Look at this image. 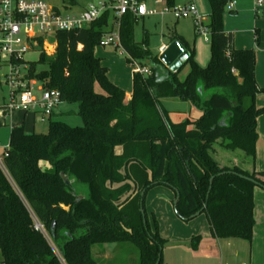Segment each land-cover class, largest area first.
<instances>
[{
	"label": "trees",
	"instance_id": "1",
	"mask_svg": "<svg viewBox=\"0 0 264 264\" xmlns=\"http://www.w3.org/2000/svg\"><path fill=\"white\" fill-rule=\"evenodd\" d=\"M225 4L211 0L207 67L195 62L194 49L182 37L173 38L190 53L186 64L191 69L184 80L179 74L186 64L170 72L150 53L147 41H135L137 20L124 17L121 40L126 54L138 63L152 62L150 75L133 74L129 102L96 55L110 15L84 29L57 32L52 57L39 40L37 63L45 69L38 72L37 63H29L28 77L46 90L59 91L61 102L77 103L84 124L71 127L51 120L46 134H27L23 126L11 130L5 171L0 166L4 264H98L93 249L106 244L134 246L139 264H157L159 256V264H165L166 241L146 209L147 193L157 186L179 192L180 219L191 221L206 206L202 214L213 237L252 242L255 192L264 186V172L222 167L213 157L217 145L255 160L258 119L264 115V107L257 106L264 89L255 78V51L233 47V35L223 23ZM96 84L101 93L95 91ZM169 98L190 103L202 116L172 123L161 103ZM200 239L193 237L194 249Z\"/></svg>",
	"mask_w": 264,
	"mask_h": 264
},
{
	"label": "built area",
	"instance_id": "2",
	"mask_svg": "<svg viewBox=\"0 0 264 264\" xmlns=\"http://www.w3.org/2000/svg\"><path fill=\"white\" fill-rule=\"evenodd\" d=\"M51 1L0 0V63L8 69L4 81L11 95L7 107L10 111L37 112L41 123L53 120L55 110L62 102L57 90L43 87L42 93L36 96L35 79L28 77L30 65L25 56L36 48L41 49L40 39H43L42 49L45 50L57 32L87 28L105 15H110V21L99 46L113 47L121 54L126 53L121 40V23L128 15L137 21L152 17L190 20L197 34L204 36L206 41L211 39L210 18L200 14L199 0H88L86 4H81L80 0H60L58 5ZM224 1L225 12L234 14L237 0ZM263 5L264 2L258 0L257 10ZM167 46L160 47L158 56ZM51 47L56 50L55 41ZM130 62L134 73L150 75V68L141 66L131 57ZM233 73L237 74L235 70Z\"/></svg>",
	"mask_w": 264,
	"mask_h": 264
},
{
	"label": "crops",
	"instance_id": "3",
	"mask_svg": "<svg viewBox=\"0 0 264 264\" xmlns=\"http://www.w3.org/2000/svg\"><path fill=\"white\" fill-rule=\"evenodd\" d=\"M257 1L258 0H237V10L234 14H230L234 19L242 20L243 23L250 24L252 22L251 29L247 32L254 37V41H252L253 46L250 45V43H248V45L242 44L238 39L235 43L234 33L226 29L225 31L233 35V47L235 49H252L255 51V78L257 86L260 89H264V5L257 10ZM262 1L264 2V0ZM246 13H248V15L250 13L253 15L249 21H246L248 18L244 16ZM257 40L259 42L258 44ZM131 98L132 91L126 92L125 101L129 102ZM7 105L0 106V140L1 138L7 139L10 143L11 130L15 127L23 126L27 134L38 133L36 125L40 120L37 112H14L10 111ZM257 106L259 108L264 107V93L258 95ZM56 111L57 109L55 110L53 120L63 121L59 118L60 116ZM166 112L169 115L170 121L175 124L182 123L185 120L195 121L202 116V112L197 110L191 104L188 105L186 110H166ZM257 131L259 139L257 142L255 160L250 158L247 159L246 156H240V154L236 153H231L232 155L229 156V154L223 152L224 149L222 150L220 147L218 150L219 152L215 148L214 154L216 156L213 154V157L222 167H238L249 173L254 171L264 172L263 115L258 119ZM9 143H7L8 146L5 149L4 156L9 148ZM121 152L122 148L118 147L117 153L121 154ZM4 156L1 159L2 161ZM175 198V191L165 186L154 187L147 193L146 197V209L150 216V220H152L153 216L156 218L160 227V235L166 241L163 248V259L165 264H264L263 189L257 188L255 192L254 213L256 224L253 240L251 243L239 240L244 244L234 242L237 241V239L219 240L213 237L207 217L205 220H199V217H201L202 214L191 221L180 219L174 210ZM195 236H200L201 238L196 249L192 247V239ZM232 247H234V250H231ZM116 249L119 252L120 248L118 246L114 248V251H116ZM225 251L228 252L226 259ZM104 252L107 254L106 250H104ZM118 252L113 254V257L116 256Z\"/></svg>",
	"mask_w": 264,
	"mask_h": 264
},
{
	"label": "rangeland",
	"instance_id": "4",
	"mask_svg": "<svg viewBox=\"0 0 264 264\" xmlns=\"http://www.w3.org/2000/svg\"><path fill=\"white\" fill-rule=\"evenodd\" d=\"M80 1L81 4H86L88 2V0H80ZM59 2L60 0L51 1L52 4H57V5ZM198 6L201 15L203 16L210 15L211 13L210 0H199ZM247 15L248 13H246L244 16L248 18L246 19V21H249L250 18L253 17V15L251 13L248 16ZM223 20H224L223 22L224 28L234 33L235 43L237 42L238 39L242 44L248 45V43H250V45L253 46L252 41H254V37L253 35L249 34V32H247L249 29H251L252 22L250 24L243 23L242 20L240 21L234 19L227 12H225V14L223 15ZM134 37L136 42H143L144 40L147 41V47L153 56H158L159 48L162 45L171 44L174 37H182L185 40V42H187L189 46L194 49L195 52L194 60L199 66L207 67L211 60V39L209 41H206L204 36L197 34L195 32V27L193 23L189 20L176 21L171 17H166L164 20H162L159 17L141 19L137 21V24L135 26ZM48 44L49 46L48 45L45 46L44 52L48 57H52L54 55L55 49L54 48L51 49L52 48L51 46H54V41L50 39ZM40 52L41 49L36 48L34 51L26 54L25 59L29 63H37L39 60ZM96 55L97 57L102 59V65L109 69L108 77L112 83L119 86L126 92H130L133 90V73L135 71L129 62L130 57L126 53L121 54V52L116 51L113 47L98 46L96 49ZM140 63L152 67V62L150 60L142 61ZM0 66L2 67V69L0 67V106H3L10 103L11 95H10V88L6 85L4 81L5 80L4 77L6 76L8 69L6 66L3 67L1 63ZM44 69L45 66L37 63L38 72ZM190 69H191V65L186 64L181 70L179 77L182 80H184L186 75L189 73ZM34 81H35V84L33 86L34 93L36 96H39L42 93L43 86L39 80L36 79ZM95 91L98 93L102 92V89L98 84L95 85ZM161 103L165 111L186 110L188 108V105H190V103L184 102L179 98L165 99ZM56 112L60 116L59 118L62 119L65 123H67L71 127H82L84 124L83 119L78 115L79 106L77 103L62 102L57 107ZM48 124H49L48 122L41 123L38 121L36 125L37 132L39 134H46L48 131ZM7 143H9L7 139L1 138L0 166H2L3 169H4V165L1 159L3 158L5 149L8 146ZM215 148L217 151L219 150V147L217 145L215 146ZM223 152L228 153L229 156L232 155L231 153H236V154H240V156L241 155L245 156L242 151L230 152L223 150ZM199 218H200L199 220H205L206 215L202 214L201 217ZM46 237L48 238L57 256L60 257L59 251L51 241L50 236L46 234ZM234 242H238V243L240 242L239 244H244L241 243L242 241H239L238 239L237 241ZM117 246L120 248L119 252L117 249L116 251H114V248ZM104 250L107 251V254L104 252ZM231 250H234V247H232ZM116 252H118V254L113 257V254H115ZM93 255L97 259L98 264H139L138 251L134 246L130 244L123 246L122 245L119 246L116 244H106L104 247L95 246L93 249ZM225 256L226 259L228 256L227 251H225ZM0 264H3L1 253H0Z\"/></svg>",
	"mask_w": 264,
	"mask_h": 264
},
{
	"label": "water",
	"instance_id": "5",
	"mask_svg": "<svg viewBox=\"0 0 264 264\" xmlns=\"http://www.w3.org/2000/svg\"><path fill=\"white\" fill-rule=\"evenodd\" d=\"M189 58H190L189 51L185 48V46L181 42H179L177 40L172 41L171 44H169L167 46V49L159 56L160 62L164 65L165 68H167L172 73H177L187 63ZM242 177L253 182V183H255V184H257V185H259V183H257L255 180H253L251 178H248L245 176H242ZM213 180H214V178H212L210 180L209 193L211 190ZM260 188L264 190V186H260ZM209 193H208V196H209ZM144 194H145V192H142V194H141L142 197L144 196ZM176 194L177 195H176V199L174 201V210H175V213L178 214L177 213V204H178V201L180 199V194L178 191H176ZM205 208H206V206L200 212H198L194 216H192L191 219H195V218L199 217ZM141 212H142L143 217H144V224H146L145 213H144L143 208H141ZM55 227H56V224H54L53 228H55ZM160 259L161 258L159 256L157 264L160 263Z\"/></svg>",
	"mask_w": 264,
	"mask_h": 264
}]
</instances>
